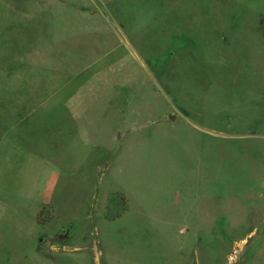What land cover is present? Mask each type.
<instances>
[{
  "label": "rangeland",
  "instance_id": "1",
  "mask_svg": "<svg viewBox=\"0 0 264 264\" xmlns=\"http://www.w3.org/2000/svg\"><path fill=\"white\" fill-rule=\"evenodd\" d=\"M0 264H264V0H0Z\"/></svg>",
  "mask_w": 264,
  "mask_h": 264
},
{
  "label": "crops",
  "instance_id": "2",
  "mask_svg": "<svg viewBox=\"0 0 264 264\" xmlns=\"http://www.w3.org/2000/svg\"><path fill=\"white\" fill-rule=\"evenodd\" d=\"M57 100H59V99H57ZM64 100V99H63ZM64 101H66V104H64L63 103V106H62V108H64L65 107V109H69L70 110V105L72 104V103H78V100H75V99H73V100H71V99H66V100H64ZM57 107V106H56ZM80 110V107L77 109V111H79ZM71 115H73V116H79L80 115V113H78L77 115L75 114V113H73V114H71ZM111 116H113V117H122V116H124V113L122 112V115L120 114V112H116V113H112L111 114ZM125 117V116H124ZM191 128H193V130L194 131H197L196 129V127H194V126H190ZM134 131V130H133ZM201 132L200 133H202V130H200ZM134 132H138V131H134ZM134 132H131L130 131V133H134ZM196 135V134H195ZM203 134H201V136H202ZM195 140V139H194ZM126 154H127V152H126ZM127 164V163H126ZM199 178L197 177V180H198ZM169 181H171V180H169ZM188 182V183H187ZM186 183H187V185H188V189H187V191H191L192 190V188H193V185H192V183L191 182H189V181H186Z\"/></svg>",
  "mask_w": 264,
  "mask_h": 264
},
{
  "label": "trees",
  "instance_id": "3",
  "mask_svg": "<svg viewBox=\"0 0 264 264\" xmlns=\"http://www.w3.org/2000/svg\"><path fill=\"white\" fill-rule=\"evenodd\" d=\"M44 211V210H43ZM42 214V212L40 213V215ZM40 217V216H39ZM50 219L51 218H44V219H41L40 220V218L38 219V224L39 225H43V226H45V225H47V223L50 221Z\"/></svg>",
  "mask_w": 264,
  "mask_h": 264
},
{
  "label": "water",
  "instance_id": "4",
  "mask_svg": "<svg viewBox=\"0 0 264 264\" xmlns=\"http://www.w3.org/2000/svg\"><path fill=\"white\" fill-rule=\"evenodd\" d=\"M145 125H142V126H139V127H134L133 129L134 130H137V129H141V128H143Z\"/></svg>",
  "mask_w": 264,
  "mask_h": 264
}]
</instances>
